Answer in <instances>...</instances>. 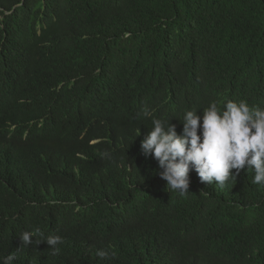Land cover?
<instances>
[{"label": "trees", "instance_id": "trees-1", "mask_svg": "<svg viewBox=\"0 0 264 264\" xmlns=\"http://www.w3.org/2000/svg\"><path fill=\"white\" fill-rule=\"evenodd\" d=\"M0 49L13 53L16 69V87L9 79L4 86L0 53V110L44 114L59 77L97 71L133 117L101 136L74 120L100 140L97 157L47 128L35 155L0 145V258L264 264V186L252 183L251 169L224 187L190 169L181 195L140 150L153 118L170 120L180 134L185 111L207 107L188 85L194 80L209 79L211 92L238 84L237 101L264 108V0H0ZM167 78L175 79L170 86ZM24 231L34 240L59 235V253L43 241L25 247Z\"/></svg>", "mask_w": 264, "mask_h": 264}, {"label": "clouds", "instance_id": "clouds-1", "mask_svg": "<svg viewBox=\"0 0 264 264\" xmlns=\"http://www.w3.org/2000/svg\"><path fill=\"white\" fill-rule=\"evenodd\" d=\"M0 53L4 55L3 84L6 86L9 79L11 88L16 87L14 55L7 49H0ZM26 58L34 57L29 54ZM174 80L167 78L162 84L170 86ZM208 84L209 79L188 84L204 99L207 107L201 112L186 110L180 121V134L170 120L152 119L151 130L140 142L142 155H151L157 161L160 177L171 190L181 195L187 193L190 169L197 173L201 182L212 184L215 181L224 187L247 167L254 173L252 183L264 186V108L237 101L241 97L236 92L238 84L223 86L213 92L207 89ZM118 91L102 84L97 71L88 77L62 75L54 87V100L44 114L33 110L9 114L6 108L0 110V145L35 155L47 128L53 133L78 139L92 157H97L100 140L91 139L74 120L92 123L99 136L106 129L132 124V114ZM221 94L228 99L225 103ZM142 115L148 117L149 110L145 108ZM232 169L236 172L232 173ZM36 234L43 235L39 229ZM19 239L25 247L34 242L36 245L46 242L53 255L59 253L57 245L63 242L59 235L34 240L32 231L22 232ZM97 256L104 258L106 252L98 250ZM16 259L15 253H10L0 258V264H14Z\"/></svg>", "mask_w": 264, "mask_h": 264}]
</instances>
